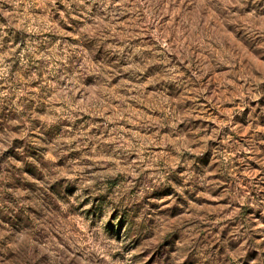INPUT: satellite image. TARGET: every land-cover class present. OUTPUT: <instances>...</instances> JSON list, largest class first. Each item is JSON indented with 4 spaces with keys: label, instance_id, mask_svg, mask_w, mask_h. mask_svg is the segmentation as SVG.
<instances>
[{
    "label": "rangeland",
    "instance_id": "1",
    "mask_svg": "<svg viewBox=\"0 0 264 264\" xmlns=\"http://www.w3.org/2000/svg\"><path fill=\"white\" fill-rule=\"evenodd\" d=\"M3 1L0 264H264V0Z\"/></svg>",
    "mask_w": 264,
    "mask_h": 264
},
{
    "label": "trees",
    "instance_id": "2",
    "mask_svg": "<svg viewBox=\"0 0 264 264\" xmlns=\"http://www.w3.org/2000/svg\"><path fill=\"white\" fill-rule=\"evenodd\" d=\"M3 1V0H2ZM4 2V1H3ZM52 10L54 11L53 7L50 6ZM7 10V7H5V3H0V27L1 31L5 34H7V38H12L13 42V48L16 46L22 45V42L24 44V39L23 37H26V31L16 28V29H11V26H15L16 20L14 14L15 12L9 13ZM71 8L69 9H62V10H57L55 12L57 15L60 13H63L66 15L68 18L70 15ZM33 15H44L46 16V12L40 9V11H33ZM48 16V15H47ZM14 21V22H13ZM34 23L37 24L36 21L33 20ZM52 20H50V23ZM53 27L55 26V22H53ZM36 25L33 24V28ZM55 28H44L41 25H38V30H41L40 32H33L32 36L33 40H36L35 36H42L45 37L46 39L50 38L53 36V33H50L54 30ZM50 31V32H49ZM51 35V36H50ZM77 40V38H76ZM77 43V42H76ZM88 50V49H86ZM67 65V64H66ZM69 65V64H68ZM2 109V114L0 115V134H2L4 131H7L10 128L14 127V123L18 121V116L21 115L19 114V111L14 107L12 111H10L7 108H1L0 107V112ZM26 111V109H24ZM13 116V117H11ZM15 134V133H13ZM33 138V135H31ZM13 141L15 143H19L20 139L14 138ZM31 149H33V143L32 145H29ZM18 148V147H16ZM10 149H13L10 147ZM19 149V148H18ZM9 150V149H8ZM17 149L10 150L12 153H14ZM27 152V151H25ZM7 152H0V229L2 231L1 225L6 222V218H8L11 221H18V214L20 212H29V210H25L24 207H19V204L22 200L19 196H21L20 192H24V194H30L29 190L31 189L30 187H33V176L31 177H25L23 179L22 175L17 174L15 171L21 170L20 167H18V163L20 160H17L16 157L12 154H10L7 157ZM5 157V158H4ZM27 160L28 158L33 162V157L29 156L26 157ZM28 162V161H27ZM25 175V173H24ZM18 176V179H17ZM8 182V183H6ZM24 182L23 185H20L19 183ZM21 186H25L24 189H22ZM21 189V190H20ZM33 200V198H31ZM29 200V199H28ZM29 208V207H28ZM3 246L0 244V247Z\"/></svg>",
    "mask_w": 264,
    "mask_h": 264
}]
</instances>
